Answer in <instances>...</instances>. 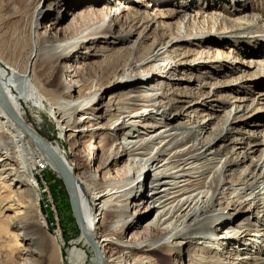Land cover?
<instances>
[{
  "label": "bare ground",
  "instance_id": "bare-ground-1",
  "mask_svg": "<svg viewBox=\"0 0 264 264\" xmlns=\"http://www.w3.org/2000/svg\"><path fill=\"white\" fill-rule=\"evenodd\" d=\"M19 1L31 8L23 23L29 46L23 70L0 57V87L10 110L47 150L37 146L0 106V189L4 190L0 264H181L177 260L187 246L186 264H264V173L256 174L257 179L249 172L233 179V168L249 159L253 148L246 143L247 148L235 154L234 147V155L243 156L238 162L228 157L224 147L229 131L251 106L235 99L234 115L229 111L220 116L229 100L223 95L214 100L216 92L232 86L243 89L251 78L218 82L210 86L213 93H206L207 77L197 78V91L191 88L193 76H186L187 71L211 66L219 72L243 74L260 67L253 76L264 79V60L251 67L250 61L239 60L235 50L231 56L221 49L229 40L238 47L263 43L260 17L251 24H241L245 18L240 17L230 26L219 14L195 12L189 1L178 10L161 7L172 0H148L144 7L143 0ZM157 2L160 7L151 15L148 8ZM85 3L92 5L83 9ZM24 38L19 35L17 42ZM196 44L202 45V51L189 48ZM74 55L78 61L72 63ZM66 74L72 79L65 83ZM16 92L35 114L46 112L56 122L61 138L77 157V167L67 161L59 145L24 120L25 106ZM164 99L166 106L171 105L167 114ZM199 108L203 112L196 118L203 120L182 123ZM81 145L91 150V157L80 151ZM84 163L93 169L79 177L76 171ZM38 170L62 179L67 193L65 173L74 179L83 231L78 228L79 237L64 250L61 235L49 240L35 232L45 226L38 209L40 189L34 173ZM226 177L233 181L224 183ZM146 178L150 198H142ZM232 195L237 205L230 213L226 209L235 203L222 208L221 202ZM151 215L154 219L144 224L145 229L135 232ZM221 227L222 234L216 235ZM227 245L243 253L226 262L225 255L231 256ZM250 249H255L253 256ZM154 253L169 263L154 258Z\"/></svg>",
  "mask_w": 264,
  "mask_h": 264
},
{
  "label": "rangeland",
  "instance_id": "rangeland-1",
  "mask_svg": "<svg viewBox=\"0 0 264 264\" xmlns=\"http://www.w3.org/2000/svg\"><path fill=\"white\" fill-rule=\"evenodd\" d=\"M188 1L192 3L193 5L192 10H194L195 12L206 11L205 16L210 14L211 12L219 14L220 17L227 20V24L230 26L232 25L235 26V24H232V23H236L237 21L236 19L240 20L241 18H245L244 20L241 21V24L243 22H245L246 24H249V23L251 24L253 18H256V17H260L262 24L264 23V0H172L171 4H168L169 6H161V7L164 8V10H170V9L178 10L180 8H186V4ZM141 2H142L141 6L143 5L144 7L145 3L148 2V0H143ZM17 3L19 6L17 5ZM23 3L24 2H20L19 0H0V15H1L0 16V57L6 63L13 65L14 67H17L20 70H23L22 67L25 64V61H24L25 60V50L29 46V42H27L28 36H26L27 30H26V27L23 28V26L25 23H27V19L25 17H28L31 11V8L28 10V8L24 7L25 5ZM91 5L92 4L85 3L82 7L83 9L84 8L86 9ZM103 5H104V2L99 7V9H102ZM52 7L54 8L55 6H52ZM159 7H160V4L159 2H157L155 3L153 7H149L148 10L152 15V14H155V10L158 9ZM195 12L191 13V15L193 14V16H195L196 15ZM52 15L54 14L47 16L43 20L41 28L39 29V33L44 32L50 19H52ZM197 21H199V19ZM174 22H176V20ZM20 33L24 34L25 41L17 42L18 36L21 35ZM230 41L232 40L227 41L225 45L223 44L221 46L222 51H224L226 54H230L232 56L233 55L232 51L235 50V52H238L239 54V57H238L239 60L242 58L241 62L243 60H245L246 62L250 61L252 64L251 67L253 66L254 62H262V60H264V56H261L260 54V52H264V42L262 43L258 41V43H255V44H245L244 46L240 45L238 47L237 44H234L233 42H230ZM201 46L202 45L200 44H196L195 47L193 46L189 48L190 49L192 48V50L199 52V51H202ZM80 52L81 51H79V53ZM257 54H260V56H257ZM213 56H215V54H213ZM76 57L77 55H74V57L71 59L72 63H74V61L76 60L78 61ZM83 64L85 65V63H82V65ZM78 67H81V65L79 64ZM211 67L202 68L200 70H195L191 73L188 71L186 72V76L188 74L193 76L194 82H193V85H191L192 89H197V91H199L200 89L199 83L197 82L198 81L197 78L207 77V78H204L206 82L208 83V87L205 89L206 93H213V89H211L210 87L212 84H215L218 82L227 83L229 81L235 80L237 76H241L243 79L245 77H246L245 79L251 78L249 82H246L243 89L239 90L238 88H235L232 86L226 89L223 88L222 91L216 92L214 100L218 99L219 97L223 95V96H226V99L229 100V103H227V105L222 107L220 110L218 108H216L215 110L217 111L218 109L219 111L223 112V113L217 112L218 114H220V116H224V113H228L229 111H231V116H233L235 105L238 104L234 102L235 99H243L245 100L244 102L249 101L247 104L251 106V108L248 110L247 114L242 116L241 120H239V122H237V124H235L232 127V130L229 131L230 134L227 136L228 141L225 142L224 147H225V151L229 152L228 157H230L232 160L238 159L237 160L238 162H241L243 156L234 155V152H232V149L234 147L237 148L235 154L241 151H244L243 148L244 147L247 148L246 143L248 144L250 143V148H253V150L249 152L250 153L249 159L245 160L243 164L240 163L239 166H236L235 168H233V170L235 171V176H236V178H233V179H238L239 176H241L242 178L243 175H248V172H249V175L251 176L253 175L254 177L259 174L263 175L264 173V167H263L264 166V79L261 78L260 79L261 81H258L256 78L259 77L260 75L254 74L255 76H253V73L256 71V69L258 68L260 69V67H256L255 69H250L248 71L249 73L245 71L244 74L241 72L238 73L237 71L229 72L230 71L229 69L226 71L223 70L222 72H219L217 68H213L215 66H211ZM241 70H244V69H241ZM262 71L264 73V68ZM71 79L72 77L69 78V74H66L63 81H65L66 83L70 81ZM50 83L53 84V81L52 82L50 81ZM163 83H166V82H163ZM222 87H224V85H222ZM166 88L167 87L165 85V89ZM169 88H171V86H169ZM166 92L167 91H163V94L165 95ZM16 94L19 97V100L21 101L23 107L25 106L24 107L25 112L23 114L24 115L23 118H25L24 120L27 123L33 124L35 129L38 131V133L43 138L48 140L50 143L59 145L64 151L67 161L70 164L76 165L77 157L74 155L73 152H71L72 147H68L65 140L61 138L59 134V127L56 124V122H54V120L50 118L49 114L47 115L46 112H41L39 113V115L35 114L36 110H34V108L30 106V104H26L24 101V98L18 92H16ZM210 96H212V94ZM251 99H255V104L251 105L252 104L251 102L253 101ZM163 103L166 106V104L168 103V99H164ZM170 107L171 105L169 106V104L166 106V110L164 111L166 114L169 112ZM163 109L164 107L161 105L160 111H163ZM201 112L203 111L201 108H199L197 109V111H194L193 114L189 113V117H184L182 120V123L183 124H194V122L196 121L200 122L201 120H203V118L197 119L196 116L201 114ZM215 123L213 124V126L215 125ZM210 132L211 130H209L206 136L209 135ZM241 143L243 144L245 143V145H241ZM259 143H262V146L254 147L255 145ZM218 147L219 146L217 144V149ZM79 149L81 152L87 155V158L91 157V153H92L91 150L84 148V146L82 145L79 146ZM86 163H84L83 165H79V168L76 171L79 177L80 175L84 173H88L90 170L93 169L90 165H86ZM258 163L259 165L257 169H255L254 165ZM112 172L113 173H111V175L115 176L116 174H114L113 170ZM34 173H35L36 183L39 185V189H40V201H39L38 209L40 211V217L45 222L44 228L37 229L35 232H37V234H45L49 240H52L53 235L55 236L61 235L62 240L64 241V243H62V245L63 244L64 245L61 246V248L64 250V248L69 244V242L79 237V233H80L78 226L76 224L75 218L73 216L72 210H71L69 195L65 188L64 182L62 181V179L60 180V178H57L56 175L52 174L51 172L49 173L46 170L45 171L38 170V171H35ZM233 179L226 177L224 180V183L228 181H233ZM148 180L149 178H146L145 180V188H143L142 198L146 197V195H148V198H150V196L152 195L150 193L151 189H150V186H149L150 184ZM14 187L15 186L12 185L11 189L14 190ZM3 191L4 190L0 189V198L4 196V194H1V192ZM233 197L234 196L232 195L228 197V199L223 200L221 202V206L223 205L222 208H225L229 204L235 203L232 207H229L226 209V211L230 209V213L233 212L232 210L237 205L236 202L232 201ZM89 198L92 204L91 199L93 198V195L92 194L89 195ZM3 199H0V200H3ZM147 205H144L143 207H146ZM262 214L260 213L259 217ZM246 217L247 216H245V218ZM134 219H136V217ZM153 219H154V215L153 216L151 215L147 217V219L142 220L139 223V226L137 225L135 227L134 231L135 232L143 231L145 229L144 224L148 221L151 222ZM252 219L253 217L250 218V221ZM222 229L223 228L221 227L220 229L215 231L216 232L215 234L216 235L222 234L220 233ZM253 234L254 233L251 232V235ZM145 235L146 234H144L143 236ZM49 245H50V242L47 245V248L50 250ZM188 248H189L188 246L187 248L185 247L184 255L183 257H181V259L177 260V263L180 262L181 264H186V260L188 257V254H187ZM224 248H227L226 251L231 252V256L229 254L225 255V257H227V260H225L226 262H232V257L239 256L240 253L241 254L243 253V252H240V250L236 251L235 248L229 245L225 246ZM84 250L89 254L87 248H85ZM250 250H251L250 253H252V255H249V256H253L255 249H250ZM226 251L224 249V252ZM62 255H63V252H62ZM153 256L154 258L161 259L163 263H165V261L169 263V260H167L165 257L161 256L158 253H154Z\"/></svg>",
  "mask_w": 264,
  "mask_h": 264
},
{
  "label": "water",
  "instance_id": "water-1",
  "mask_svg": "<svg viewBox=\"0 0 264 264\" xmlns=\"http://www.w3.org/2000/svg\"><path fill=\"white\" fill-rule=\"evenodd\" d=\"M0 106L7 113V115L9 116V118L20 129H22L35 142V144L37 146H39L40 148H42L44 150H47V147L42 142H40L39 140H37V138L34 137L30 133V131L26 128V126L23 124V122L20 119H18L13 114V112L10 110V108L8 107L7 102L5 100V97L3 95V92L1 90V87H0ZM51 158L54 160V162H56L59 166H61L63 168L62 164L60 163V161L55 156H52ZM65 184H66V187L68 189V195H69V200H70V205H71V210H72L73 216L75 218V221L77 223L78 228L81 231H83L82 218H81V215H80V212H79L78 203H77V197H76V192H75V187H74V179L68 173H65Z\"/></svg>",
  "mask_w": 264,
  "mask_h": 264
}]
</instances>
